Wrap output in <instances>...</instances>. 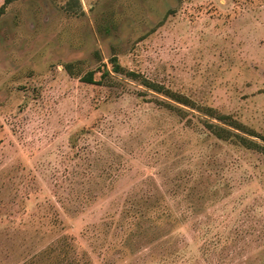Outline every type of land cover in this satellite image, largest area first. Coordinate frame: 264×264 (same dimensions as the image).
Segmentation results:
<instances>
[{"label": "rangeland", "instance_id": "1", "mask_svg": "<svg viewBox=\"0 0 264 264\" xmlns=\"http://www.w3.org/2000/svg\"><path fill=\"white\" fill-rule=\"evenodd\" d=\"M205 107L264 136V0L9 3L0 264H57L63 237L89 264H264V156Z\"/></svg>", "mask_w": 264, "mask_h": 264}, {"label": "trees", "instance_id": "2", "mask_svg": "<svg viewBox=\"0 0 264 264\" xmlns=\"http://www.w3.org/2000/svg\"><path fill=\"white\" fill-rule=\"evenodd\" d=\"M14 0H4L0 6V13L5 9V7ZM76 2H80V0H75ZM112 71L118 74H124L132 79H136L139 75L130 70H124L122 66L118 63L116 57L111 59ZM64 68L68 71V73L72 74V64L67 63L64 65ZM108 74V70L105 68L101 73V77L98 80L94 79L93 72H87L84 76H82V80L88 83H97L102 84L103 78ZM142 85L148 89H151L157 93H161L170 97L171 99L182 103L184 105H194L191 100L183 96L182 94L175 93L167 88H165L162 84L157 82H153L147 78H141ZM167 107H172L170 104L166 103ZM204 113L208 116L215 118L217 121L228 125V127L221 125L219 123H215L212 121H205L204 125L209 130L211 134L215 137L222 140H229L234 143H237L244 148L249 150H254L261 153L264 156V136L260 134H256V132L249 130L246 128L241 122L231 119L228 115L225 114H217L212 108H204ZM254 138L260 139L263 143L256 141ZM60 247L49 246L45 251L49 254L55 252L58 255V263L57 264H89L87 260L81 261V258H77L75 256V243H72L69 240H66L64 237L59 240Z\"/></svg>", "mask_w": 264, "mask_h": 264}]
</instances>
